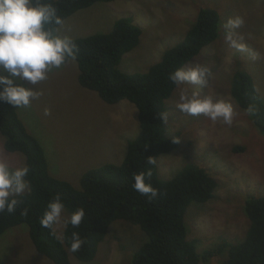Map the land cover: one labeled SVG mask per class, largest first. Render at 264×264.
I'll return each mask as SVG.
<instances>
[{
	"label": "rangeland",
	"instance_id": "rangeland-1",
	"mask_svg": "<svg viewBox=\"0 0 264 264\" xmlns=\"http://www.w3.org/2000/svg\"><path fill=\"white\" fill-rule=\"evenodd\" d=\"M201 7L215 8L219 13V36L183 67L205 66L211 74L206 86L177 85L170 100H165L168 101L167 133L180 131V140L176 149L158 157L157 166L161 177L170 178L175 169L191 161L203 166L215 178L218 186L213 198L187 210L190 237H199L204 247L212 248L222 238L235 240L245 234L244 198L264 195V138L229 91L230 75L235 68H242L253 75L256 89L264 95V0L95 2L72 13L56 29L61 35L76 38L95 32L106 33L119 17H131L142 30L140 40L118 68L127 73L144 72L160 58L165 48L181 39ZM236 17H241L244 23L231 31L234 38L245 45L243 51L231 47L225 39V23ZM20 83L42 93L29 107L15 109L28 132L40 142L53 176L77 187L85 169L104 162L119 163L123 159L126 142L138 129L136 107L126 99L106 103L95 91L80 86L74 59L50 71L48 79L35 86L27 81ZM181 89L189 93L198 90L201 96L231 103V125L222 120L212 121L204 115L182 113L176 107ZM45 108L50 114L45 115ZM2 142L0 134V159L11 168L22 166L24 156L5 150ZM237 146L242 149L235 150ZM62 215L66 217L64 212ZM61 226L54 225L58 236L62 232L56 228L61 229ZM27 234V226L22 224L11 227L0 237V264H52L36 254ZM141 237L137 225L115 220L108 226L92 260L83 262L68 252L70 263L131 264V256L140 245Z\"/></svg>",
	"mask_w": 264,
	"mask_h": 264
},
{
	"label": "trees",
	"instance_id": "trees-1",
	"mask_svg": "<svg viewBox=\"0 0 264 264\" xmlns=\"http://www.w3.org/2000/svg\"><path fill=\"white\" fill-rule=\"evenodd\" d=\"M110 1L113 0H42L50 3L62 20L95 2ZM220 25L221 18L215 8H199L178 42L165 48L146 71L133 73L118 68L120 61L140 40L142 30L131 17H119L106 33L71 37L76 45L75 58L66 61H76L78 84L95 91L109 104L128 100L136 107L138 121L137 133L127 140L123 159L119 163L104 162L85 169L77 187L49 172L38 139L28 132L15 106L0 101L3 148L24 156V164L29 167L25 179L30 186V191L18 197L20 203L14 213H0V237L11 227L25 224L37 255L44 256L52 264H71L69 252L86 262L94 258L108 226L120 220L137 225L142 235L138 241L140 245L131 256V264H264V195L244 198L242 214L246 226L243 236L235 240L222 238L214 247L206 248L201 238L190 237L192 230L187 210L213 198L217 181L195 162L185 161L170 178L161 177L157 166L158 157L176 149L180 140V131L169 135L166 122L159 115L165 112L177 87L169 74L185 66L212 43L219 36ZM49 27L56 29L58 26ZM229 81L231 97L264 138V95L256 89L253 75L235 68ZM241 149V146L235 148ZM149 159L155 163L149 164ZM149 170L151 176L146 177V182L158 190L155 197L141 195L132 187L133 175ZM55 195L61 197L66 217L78 208L85 212L78 227L62 224L61 229L56 228L62 232L61 237L54 226L50 230L40 225ZM73 232L84 240L75 253L69 247Z\"/></svg>",
	"mask_w": 264,
	"mask_h": 264
},
{
	"label": "clouds",
	"instance_id": "clouds-1",
	"mask_svg": "<svg viewBox=\"0 0 264 264\" xmlns=\"http://www.w3.org/2000/svg\"><path fill=\"white\" fill-rule=\"evenodd\" d=\"M244 23L241 17L226 21L225 39L237 50H245V45L235 39L231 30L239 28ZM62 25V18L50 3L42 0H0V101L7 102L16 108L30 106L41 92L33 87L20 83L27 81L37 85L48 79L53 69H58L68 58H75V43L67 35L59 34L58 29L49 25ZM211 70L208 67L194 65L180 67L169 74V79L175 85L193 84L206 86ZM176 107L189 116L204 115L212 121L222 120L231 125L233 120L232 104L222 99L214 100L211 96H201L198 90L191 93L187 89L179 92ZM45 115L50 114L45 108ZM161 120L167 122L168 114L161 112ZM149 164L155 161L149 159ZM29 173L27 164L11 168L4 159H0V213H14L20 201L18 197L30 191L25 179ZM151 171L139 172L133 175L132 187L144 196L155 197L158 190L146 182ZM64 204L59 195L48 203L40 225L52 229L56 224L65 227H78L84 216L83 208H78L69 216L64 217ZM27 214L26 212L24 213ZM84 240L77 232L72 233L70 251L78 252Z\"/></svg>",
	"mask_w": 264,
	"mask_h": 264
}]
</instances>
